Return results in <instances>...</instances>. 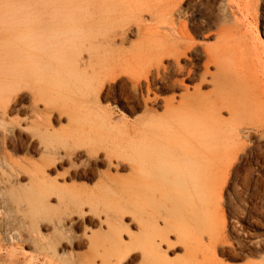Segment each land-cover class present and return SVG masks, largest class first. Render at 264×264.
I'll list each match as a JSON object with an SVG mask.
<instances>
[{
    "label": "bare ground",
    "instance_id": "1",
    "mask_svg": "<svg viewBox=\"0 0 264 264\" xmlns=\"http://www.w3.org/2000/svg\"><path fill=\"white\" fill-rule=\"evenodd\" d=\"M182 1L0 0V95L25 85L43 117L35 134L39 164L25 187L7 186L16 203L26 204L24 217L46 221L43 230L25 231L35 262L123 264L139 251L137 264H172L160 245L170 235L183 240L182 224L196 230L183 264H218L224 237L213 217L230 205L225 194L237 191L235 179L229 188L231 174L249 137L264 131V45L246 28L253 22L251 0L210 4L215 31L204 38L214 35L213 43L195 41L182 19ZM144 14L163 25L143 23ZM131 18L141 23L133 27ZM121 76L125 96L140 100L143 115L134 135L111 132L99 107L96 129L84 128L87 119L77 121L70 109L73 128H53L46 113L50 104L58 107L57 98L98 103L105 83ZM7 109L0 106L2 116ZM56 164L61 172L52 169ZM75 177L95 183H66ZM130 206L139 210V238L131 234L125 242L110 218ZM58 211L76 218L103 213L98 229L78 238L83 251L65 242L77 236L53 223ZM244 234L250 237L244 248L257 255L264 239Z\"/></svg>",
    "mask_w": 264,
    "mask_h": 264
},
{
    "label": "rangeland",
    "instance_id": "2",
    "mask_svg": "<svg viewBox=\"0 0 264 264\" xmlns=\"http://www.w3.org/2000/svg\"><path fill=\"white\" fill-rule=\"evenodd\" d=\"M220 2L222 0L182 1L181 6L184 10L182 19L190 26L195 41L214 42V35H211L209 39H205L204 35L215 31V27L210 23L213 14L209 6ZM250 5L253 22L251 23L250 20L246 22V28L251 37L264 45L263 0H251ZM128 23L134 27L141 21L131 18ZM143 23L163 25L159 20H150L147 14H144ZM134 39V36L130 37L131 41ZM83 56H86L85 52ZM123 82L124 77L121 76L115 81L105 83L98 103H85L82 99L77 101L59 99L54 93L52 96L54 99L57 98L58 107L50 104L46 117L55 130H70L73 126L68 124V119L72 114L66 111L70 109L76 112L74 118L76 117L77 121L87 119L84 128L88 129L91 126L92 129H96L98 126L95 122V109L99 107L109 117L111 132L119 136L134 135L140 129L143 114L138 106L140 100L128 99L125 96ZM30 97L31 90L25 85L15 89L5 88L0 95V106L8 104V109L3 116L0 112V121H3L0 124V264H40L31 258L32 249L25 231L31 227H39L43 230L47 226L46 221L42 219L33 221L24 217L22 214L26 204L16 203L15 199L7 193V186L25 187L30 176L29 170L32 166L39 164V157L34 147L37 144L35 134L38 126L43 122V117L36 113ZM37 108L42 109V105L38 104ZM8 127L13 131L3 137L1 132ZM263 133L262 129L257 128L251 134L248 141L249 149L241 156L232 171L229 188L233 187L232 179H235L237 191L232 193L231 197L228 194H225V197L230 205H236V208L233 211L230 205L224 206L220 215L213 217L214 223L221 227L224 237L222 241L224 246L218 247L216 252L218 264H264V245L262 250H258L257 255L251 254V250L244 248L245 241L250 238L244 234L246 231L256 233L264 239V137H260ZM56 165L52 169L61 172L60 165ZM66 183L93 187L95 181L89 177H75L71 180L66 178ZM138 211L137 206H130L129 210L110 218L111 225L122 232L121 237L125 242H128L131 234L136 239L139 238ZM103 217V213H90L76 218L75 215L70 216V211H58L53 218V223L62 226L71 236H77V238L67 236L65 242L72 243L73 250L80 252L84 250L85 241L80 239V242L78 238L85 229H98V222ZM58 219L63 221L58 224ZM255 221L263 228L256 227ZM102 228L105 227L102 226ZM178 228L184 236L183 240L170 235L168 240L160 245L163 258L172 264H183L187 261L186 244L196 234L193 226L178 224ZM19 235L24 237L22 236L20 240ZM78 242L82 244L81 249L75 246ZM139 255V251L130 254L123 264H137Z\"/></svg>",
    "mask_w": 264,
    "mask_h": 264
}]
</instances>
